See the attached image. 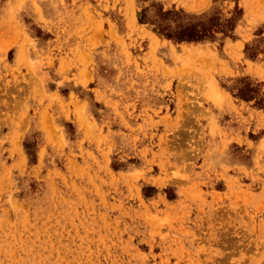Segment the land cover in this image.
I'll use <instances>...</instances> for the list:
<instances>
[{
    "label": "rangeland",
    "instance_id": "1",
    "mask_svg": "<svg viewBox=\"0 0 264 264\" xmlns=\"http://www.w3.org/2000/svg\"><path fill=\"white\" fill-rule=\"evenodd\" d=\"M0 264H264V0H0Z\"/></svg>",
    "mask_w": 264,
    "mask_h": 264
}]
</instances>
